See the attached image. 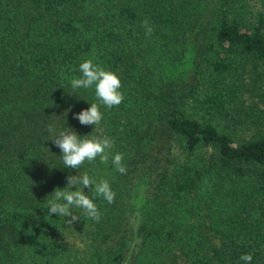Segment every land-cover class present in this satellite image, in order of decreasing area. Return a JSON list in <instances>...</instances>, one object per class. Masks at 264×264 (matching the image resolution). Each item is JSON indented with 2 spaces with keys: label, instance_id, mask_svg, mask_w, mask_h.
Wrapping results in <instances>:
<instances>
[{
  "label": "trees",
  "instance_id": "1",
  "mask_svg": "<svg viewBox=\"0 0 264 264\" xmlns=\"http://www.w3.org/2000/svg\"><path fill=\"white\" fill-rule=\"evenodd\" d=\"M204 1L0 0V264H264V131L240 138L214 124L241 127L242 81L264 89V15L247 0H214L204 15ZM197 50L180 82L174 67ZM86 59L118 76L120 105L72 89ZM92 103L100 125H81L73 116ZM67 128L108 137L126 174L111 157L66 168L51 140ZM85 172L116 194L93 197L99 221L75 207L72 225L49 216L54 189ZM57 231L84 243L79 258Z\"/></svg>",
  "mask_w": 264,
  "mask_h": 264
},
{
  "label": "clouds",
  "instance_id": "2",
  "mask_svg": "<svg viewBox=\"0 0 264 264\" xmlns=\"http://www.w3.org/2000/svg\"><path fill=\"white\" fill-rule=\"evenodd\" d=\"M142 27L145 28V34L151 35L153 32L152 26L148 21L142 22ZM79 71L82 74L79 78L73 77L70 84L73 90L88 89L94 86L95 96L100 104L111 109L113 106H118L123 101L124 97L121 91V82L118 76L112 72L105 70L101 65L94 64L91 59H86L79 64ZM74 119L78 120L81 125L99 126L102 120V113L99 110L98 103H92L86 110H82L78 114H74ZM49 132L53 129L49 126ZM52 143L61 151L63 164L66 168L78 169L86 160L94 161L97 157L100 163L107 164L111 157V162L116 171L120 174H126L127 168L122 163L124 159L123 153H111L113 142L106 136H87L79 137L76 132L70 128L60 131ZM67 186L61 190L54 189L51 194V199L47 200L46 207L48 215L56 214L58 217H70L65 220L68 225L79 221V217L71 211L73 207L82 209L84 214L95 221H99L100 212L97 205L93 202V197H102L109 204L114 202L115 192L111 190L107 180L101 179L99 182L93 180L87 172L79 175H69L66 177ZM75 188L74 191L70 189ZM84 188H89L93 195H86ZM245 264H250L252 259L250 254L240 257Z\"/></svg>",
  "mask_w": 264,
  "mask_h": 264
},
{
  "label": "rangeland",
  "instance_id": "3",
  "mask_svg": "<svg viewBox=\"0 0 264 264\" xmlns=\"http://www.w3.org/2000/svg\"><path fill=\"white\" fill-rule=\"evenodd\" d=\"M213 1L214 0H207V2L204 1L203 4L205 6V10L202 11L204 12L203 13L204 15H209L212 12L213 10L212 7L215 4ZM231 2L235 3L236 6H238L240 2H242V0H232ZM248 3H250V8L252 9V11H262L264 15V0H247L246 4ZM223 7L226 10L228 6L223 5ZM236 10L238 9H235L232 6L230 7V9H228V11L230 12H234ZM238 11L241 13L243 12L241 10H238ZM247 15H249V17L251 18L253 16L249 13H247ZM194 53L195 55L192 52L187 54L186 57L182 60V63L174 67L176 70L174 73H178V76L180 77L178 79L180 82L184 81L185 78H187L190 74H193V70L195 69L196 65H199L201 63V59L199 57V50H197V52L194 51ZM247 68L250 70L249 64H247ZM243 70L245 72V76H247V72L245 71V69ZM260 70H261L260 72L262 73V76H264V68H261ZM202 75L203 77L206 76L203 73ZM203 82L204 83H201V82L200 83L205 85L204 88L208 87L207 77L203 78ZM201 84L199 85L198 83L199 85L198 88H200ZM240 88L242 90L240 97L243 98L244 103L241 102L240 104L239 102H236V104L234 105L235 107L232 106V108L233 110L235 109L241 110L242 108L244 109L242 113L244 121L241 127L238 130H235V128H233L231 125H228L222 118H219V120H216L214 124L219 129L224 130L226 132H231V133L237 132L236 136L238 135L240 138L241 137L249 138V137H252L254 134H256L258 132L257 131L258 129H260V131H264V100L260 101L259 99L260 94L264 93V89L263 87H261V85L259 86V84H257L256 86L255 84H253L252 86V85H248L247 83H243V81L241 82ZM259 92L261 93L259 94ZM183 111L187 115H191L193 113L194 111L193 104L190 101V99H187L185 101V104L183 106ZM247 113L249 114V116ZM171 148H173V150L175 151L177 150L176 154L179 155L178 156L179 158H182V154H179V151H178L179 148L176 146L175 143L171 145ZM53 238L54 240L60 241L62 244H64V246L68 245V246H71L73 249H75L76 252H74V254L72 255H74L77 258H79L82 255V252H84V248H85L84 243L81 242L79 238H77L76 236H73L69 233H63L62 231H57V232H54ZM177 264H180V263H177Z\"/></svg>",
  "mask_w": 264,
  "mask_h": 264
}]
</instances>
